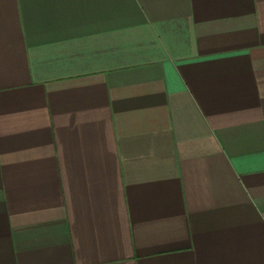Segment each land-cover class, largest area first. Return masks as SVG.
<instances>
[{"label": "crops", "instance_id": "crops-1", "mask_svg": "<svg viewBox=\"0 0 264 264\" xmlns=\"http://www.w3.org/2000/svg\"><path fill=\"white\" fill-rule=\"evenodd\" d=\"M0 264H264V0H0Z\"/></svg>", "mask_w": 264, "mask_h": 264}]
</instances>
